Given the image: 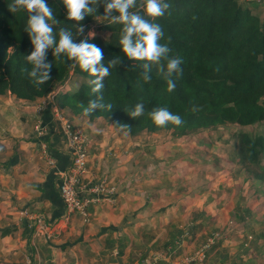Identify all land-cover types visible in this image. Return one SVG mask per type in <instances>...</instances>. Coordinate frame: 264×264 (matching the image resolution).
I'll list each match as a JSON object with an SVG mask.
<instances>
[{
	"label": "crops",
	"instance_id": "0c3cea01",
	"mask_svg": "<svg viewBox=\"0 0 264 264\" xmlns=\"http://www.w3.org/2000/svg\"><path fill=\"white\" fill-rule=\"evenodd\" d=\"M244 6L264 19L261 5ZM44 101L0 96V264H144L170 249L177 253L159 264H185L184 259L205 242L198 243L206 230H222L229 214L242 217L233 192L227 195L230 203H223L227 209L217 206L219 200L209 201L222 197L203 189L210 171L205 173L209 164L197 156L207 142L198 134L124 135L101 118L89 121L67 108L56 110L54 101L39 110ZM59 115L87 135L84 183L92 185L107 177L117 190L109 200L88 207L86 217L73 215L53 240L34 239L23 212L44 214L51 223L65 213L57 186L72 156ZM38 127H43L44 135ZM207 154L211 155L206 151L205 158ZM213 165L215 180L220 171L217 163ZM232 222L241 227L242 222ZM247 235L240 231L228 240L218 239L204 264H255L257 256L250 253ZM244 245L249 248L246 252L241 251Z\"/></svg>",
	"mask_w": 264,
	"mask_h": 264
},
{
	"label": "trees",
	"instance_id": "16d2710c",
	"mask_svg": "<svg viewBox=\"0 0 264 264\" xmlns=\"http://www.w3.org/2000/svg\"><path fill=\"white\" fill-rule=\"evenodd\" d=\"M13 2L0 0V96L12 94L35 101L53 95L59 108L89 121L101 118L112 126L126 125L130 136L172 131L177 137H185L228 124L246 128L264 123V19L239 0H166L169 9L156 18L140 11L150 23L161 26L164 36L160 43L169 47L168 58L183 61L182 74L171 77L176 84L172 92L167 91V81L158 74L156 65L152 66L151 81H143L142 65L146 61L129 60L123 54L119 43L123 25L109 24L102 18L103 2L92 5L96 12L79 22L85 32L76 35L77 22L67 19L62 0H46L59 21L53 25L57 40L60 27L72 31L76 43L87 37L86 31L94 25L108 33V38L96 35L89 43L103 50L105 65L117 57L121 62L110 68L104 88L96 94L89 84L95 77L78 64L72 67L75 62L64 54L54 57L52 49L47 53L52 63L50 80L35 85L22 73L23 68H31L25 57L33 46L24 28L32 14L23 9L9 12L8 5ZM161 63L166 65L167 61ZM97 95H102L103 103L111 104L112 109H97L89 117L83 116L80 105L87 107ZM139 102L144 104V113L133 119L130 113ZM159 107L179 115L183 123L155 125L149 114ZM238 157L245 167L264 171V134L241 132Z\"/></svg>",
	"mask_w": 264,
	"mask_h": 264
},
{
	"label": "clouds",
	"instance_id": "9594fccd",
	"mask_svg": "<svg viewBox=\"0 0 264 264\" xmlns=\"http://www.w3.org/2000/svg\"><path fill=\"white\" fill-rule=\"evenodd\" d=\"M62 2L67 9V19L77 22L76 35H83L85 32V26L80 25L79 22L83 21L85 16L96 12V7L94 9L92 5L97 6L103 2L104 15L102 18L109 24L123 25L119 39L123 54L129 60L146 61L142 65L143 81H151L152 66L156 65L158 74L163 75L167 81V91L175 90L176 84L171 77L174 73L182 74L181 64L183 61L179 57L168 58L169 47L167 44L160 43L164 36L161 26L150 23L139 14L140 11H143L146 16L152 18L164 16L170 7L166 0H62ZM21 9L32 14L27 20L24 31L28 34L33 46V50L25 57V61L31 65V68H23L22 73L35 85H42L50 80L52 63L48 61L47 53L49 49H52L54 57L64 54L69 60L75 62L71 65L72 67L78 64L81 70L95 77L89 81L92 86L91 91L93 94L100 93L104 88L105 77L110 75V68H114L121 62L119 57L110 60L105 65L103 50L94 43H89V40L95 38L94 31H88L87 37L76 43L73 32L66 27H60L57 40L53 25L59 24V21L46 0H14L12 4L8 5L9 12H17ZM132 9H136V11ZM162 60L167 61L166 65L161 63ZM80 107L83 109V116L89 117L97 109L107 108L110 111L113 106L105 105L103 96L97 95L95 99L89 101L87 107L82 104ZM195 110L194 107L193 111ZM143 113L144 104L139 102L131 111L130 117L134 119ZM149 115L154 124L161 127L168 122L177 126L183 123L179 115L173 114L166 107L154 108ZM113 127L123 132L124 135H128L126 129L130 128L126 125Z\"/></svg>",
	"mask_w": 264,
	"mask_h": 264
},
{
	"label": "rangeland",
	"instance_id": "374dc122",
	"mask_svg": "<svg viewBox=\"0 0 264 264\" xmlns=\"http://www.w3.org/2000/svg\"><path fill=\"white\" fill-rule=\"evenodd\" d=\"M241 2L240 3L244 5H246V3L252 4V2H246L245 0H241ZM259 8L262 10V12H264L263 5H261ZM88 31H94L96 35L108 38V33L105 31H98L97 25L92 26ZM88 31H86V34H88ZM70 86L71 83L67 85V87ZM50 98L53 99L54 103H56L55 99L53 98V95H50ZM49 105L52 106L53 104L50 103ZM55 109L60 110L59 106H55ZM63 113L64 116H66L68 112ZM68 115H70V112L68 113ZM103 123L107 122L103 121ZM170 132L172 133V131ZM241 132H245L250 136H255L259 132L264 134V123L246 128H241L235 124H228L224 127L222 126L201 130L200 133H198V136H201L200 139L207 140L205 147H203L206 150H200V152L197 154V149L190 151L187 149L188 153L191 152L197 154L198 157H200L201 159H203V161L209 164L207 165L209 167L204 170L205 173L210 171V173L208 174L209 180L203 186V189L215 191L216 193H218V196L220 193L222 197L219 199L212 197L209 199V201L219 200L217 202L220 203L217 206L221 207L222 209H227L225 205H228L230 203L227 198V195H229L228 193L233 192L236 197L234 199L236 201V205L239 207L240 210L244 212L241 215V218L238 216L233 217L229 214L230 218L227 219L228 225L223 227L222 230H220L219 228L211 229L209 231L206 230L207 234H204L205 238L204 236L201 237L202 239L198 241V243H200L202 240L206 242L208 238L214 235L218 236L220 242V239H222L223 236H225V240H228L232 234L238 235L240 234V231L247 232V236L253 237V240L249 242H252L250 247V253L253 252V254L257 256V259L254 258L256 259L255 264H264V171L253 167L247 168L241 163H239L238 148L239 134ZM167 133L169 132L166 131V134ZM181 145H183V142H181ZM206 151H209L211 153L210 157L208 156V154L207 158L204 157ZM188 153L185 154L187 158H189ZM179 157V152H177L176 159H178ZM213 163H217L216 168H218V170L220 171L219 173H217L218 175L216 174L215 180L212 179L213 174H211L212 171L215 169ZM197 188L200 189L201 186L198 185ZM225 196L226 198H224ZM223 203H225V205H223ZM248 205L250 206L249 210ZM217 206H214V208H217ZM231 220L236 222H242L241 227L239 226L240 228H238L237 225H233L235 222L232 223ZM230 222L232 224H230ZM254 241L256 242L254 243ZM204 243H202V245ZM217 243L218 240L215 246L217 245ZM245 244L247 246V243ZM246 246L241 249L242 252L248 251L247 249L249 248ZM194 253L189 254V256H187L184 261L187 258H190ZM158 255H161V253H159Z\"/></svg>",
	"mask_w": 264,
	"mask_h": 264
},
{
	"label": "built area",
	"instance_id": "2783aa9c",
	"mask_svg": "<svg viewBox=\"0 0 264 264\" xmlns=\"http://www.w3.org/2000/svg\"><path fill=\"white\" fill-rule=\"evenodd\" d=\"M245 1L264 6V0ZM52 102L53 99L47 96L45 101L38 106V109L42 110L45 105H49ZM60 117V120L64 123L62 125V131L67 138L70 154L72 156V163L62 172L57 186L65 213L58 222L51 223L44 214L23 212V215L30 220L32 238L34 239L53 240L64 231L73 215L78 213L86 217L88 207L109 200V196L114 194L117 190L115 185L109 183L107 177H104L99 182L92 185L84 183L83 178L87 173L89 162L87 135L84 130L74 127L72 124L65 121L62 116ZM38 132L44 135L43 127H38ZM231 222L230 224L233 223ZM218 239L216 235L208 238L198 251L185 260V264H204ZM247 240L249 242L253 240V237L249 236ZM176 253V250L170 249L167 255L161 254L147 258L144 260V264H159L161 260L169 259ZM25 264L31 263L27 261ZM171 264H176V262L174 261Z\"/></svg>",
	"mask_w": 264,
	"mask_h": 264
}]
</instances>
